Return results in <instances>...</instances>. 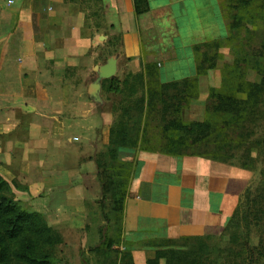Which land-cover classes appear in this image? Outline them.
Segmentation results:
<instances>
[{
	"label": "crops",
	"instance_id": "crops-1",
	"mask_svg": "<svg viewBox=\"0 0 264 264\" xmlns=\"http://www.w3.org/2000/svg\"><path fill=\"white\" fill-rule=\"evenodd\" d=\"M147 2L138 16L134 0H0V135L12 151L11 170L0 165V175L41 195L40 214L66 193L65 225L73 226L86 182L100 171L93 159L109 150L129 108L126 94L104 92V83L131 76L132 84L149 65L162 84L194 77V47L230 35L226 0ZM140 97L139 89L132 99ZM116 160L131 171L121 242L102 264H120L125 251L147 264L184 238H221L246 189L202 158L120 147ZM94 251L90 264H99Z\"/></svg>",
	"mask_w": 264,
	"mask_h": 264
},
{
	"label": "trees",
	"instance_id": "trees-1",
	"mask_svg": "<svg viewBox=\"0 0 264 264\" xmlns=\"http://www.w3.org/2000/svg\"><path fill=\"white\" fill-rule=\"evenodd\" d=\"M248 7L263 11V14L254 13L253 16L264 18V0H226L228 19L232 21L229 25L230 33L239 29L243 22L239 13ZM134 9L138 16L147 13L149 11L147 0H134ZM222 47L224 40L195 46L197 75L182 81L162 84L158 67L149 65L142 74L134 77L132 84L129 82L131 76L123 82L112 79L104 83V92L126 94L124 100L129 105L112 130L108 153L100 155L98 159L100 167L105 166L102 162L106 156L115 163L114 171H117V174L109 175L104 186L105 194L114 201L115 206L124 209L126 198L124 189L127 190L126 185L116 180V177H120L118 172L129 174L131 171L117 164L118 148L158 152L177 157H190L193 149L200 150L201 153H197V157H210L212 155H207V152L215 153L219 150L230 152L234 148L229 134L232 136L234 128L241 125L243 114L248 112L251 115L255 110L260 111L264 104V76L260 84L248 81L246 71L253 66V63L243 58H236L231 66L226 65L222 70L221 89L210 90L208 114L221 119L222 123L212 120L203 122L184 120V110L189 108L190 101L200 96V78L217 71ZM235 52L238 56L239 51ZM130 84L131 86L127 88ZM139 89L142 90V97L132 99ZM132 101L134 107L130 108ZM133 108L136 110L135 113L131 112ZM203 148L205 152H202ZM13 194L12 186L0 175V264H56L55 249L63 241L61 235L50 227L44 215L22 210L14 200ZM246 200L250 207L247 209V214L245 213L244 220L247 228H250L253 221L250 219L254 216L255 210L259 212L256 218H261L260 216L264 218V189L259 190L255 197L248 192ZM238 217H240L239 212L236 211L232 223ZM241 221L240 218L236 231ZM237 239L239 240L238 237ZM211 240L210 237H189L183 239L184 244H167L165 249L157 251L155 257L148 260L147 264H196V261H192L191 254L196 255L197 252L205 249L204 243ZM230 240L234 241V238L231 237ZM115 244L113 241H108L94 249L99 264L109 260L108 256ZM229 251L230 256H236L233 249ZM237 255L242 258L244 264H261L264 260V233L258 246H251L247 240L246 245H241ZM100 256L102 258L99 259ZM120 264H134L129 251L121 254Z\"/></svg>",
	"mask_w": 264,
	"mask_h": 264
},
{
	"label": "rangeland",
	"instance_id": "rangeland-1",
	"mask_svg": "<svg viewBox=\"0 0 264 264\" xmlns=\"http://www.w3.org/2000/svg\"><path fill=\"white\" fill-rule=\"evenodd\" d=\"M262 12L260 9L248 7L239 13L240 20L243 22L239 29L223 39L224 47L219 52L221 58L217 62V71H212L208 76H203L204 79L199 80L200 96L194 101H190L189 108L184 110L183 118L186 122L212 120L219 124L222 123L221 119H216L213 115L208 114L210 90L211 88L221 89L223 85L222 70L226 65L231 66L236 58H243L247 62H252L253 66L246 71L247 80L256 84L261 83L264 76V18L253 16V14L258 13L260 15L263 14ZM228 23L229 25L232 23L231 19H228ZM236 50L239 51L238 56H236ZM246 116L248 118H245ZM234 129L232 136L229 134V138L233 142L234 149L232 151L207 152V155L214 157H197L196 154L201 152L198 149H193L192 156L187 157L189 159L210 160L222 171H226L227 176L231 179L246 181V189L240 197L236 209L232 212L225 233L221 238H212L210 242L204 243L205 249L203 248L196 255L191 254L192 261H196V264H244L242 258L237 255L241 245H246L247 240H249L251 246H258L264 233V218L262 216L256 218L255 216H259V212L256 210L253 213L254 216H251L250 221H253L250 228H247V223L244 220L245 213L247 214V209L250 207L246 200L247 193L251 192L252 196L255 197L259 190L264 189V104L260 111L255 110L251 115L248 112L244 113L241 125ZM151 132L153 133L152 130ZM223 138L225 139V137ZM2 139L3 137L0 135V165L3 167L7 165L5 168L10 172L9 160L12 151L8 144L2 142ZM202 152H205V148L202 149ZM1 153H3V157ZM101 153L106 155L108 149L106 148ZM97 158L99 159L98 155L93 160H97ZM103 162L105 166L100 167L99 165L100 171L97 178L89 179L86 182L84 192L81 195L84 205L76 212V216H71L69 220L73 226L65 225L67 220L63 218H65L66 211L59 210L60 206L65 205L64 201L72 202L71 197L68 200L66 193H57L53 198V204L49 207L51 212L47 211L48 213L46 212L45 215L42 214L50 227L59 233L63 240L55 249L56 264H77V262H80L78 264H90L91 260L93 263L94 259L91 258V255L94 254V249L108 241L119 244L121 242L119 235L123 209L115 206L114 201L104 192L108 176L116 175L117 171H114L115 163L111 162L107 156ZM118 173L120 177H116V180L128 186L129 175L121 171ZM214 182L221 184L222 177L215 176ZM12 189L13 198L22 210L29 213H37V211L45 213L41 195H30L28 191H25L24 184H19L17 181L12 184ZM124 192L127 195L126 188ZM253 209L255 208L253 207ZM236 211L239 212L240 217L232 223ZM240 218L242 221L236 231L235 228L240 222ZM259 219L263 220L260 221ZM80 221L83 222L82 230L79 229L81 223H78ZM81 237L84 239V243L81 241ZM231 237L237 242L231 241ZM180 244H184V242ZM229 249H233L236 256H230ZM89 254L90 256H88ZM261 264H264V260Z\"/></svg>",
	"mask_w": 264,
	"mask_h": 264
}]
</instances>
